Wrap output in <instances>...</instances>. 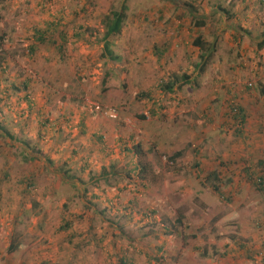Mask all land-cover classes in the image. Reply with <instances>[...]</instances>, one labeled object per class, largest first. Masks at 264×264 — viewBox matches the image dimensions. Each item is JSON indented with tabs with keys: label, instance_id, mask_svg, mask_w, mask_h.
<instances>
[{
	"label": "rangeland",
	"instance_id": "374dc122",
	"mask_svg": "<svg viewBox=\"0 0 264 264\" xmlns=\"http://www.w3.org/2000/svg\"><path fill=\"white\" fill-rule=\"evenodd\" d=\"M254 2L0 0V264H264L252 220L264 214V0ZM122 9L108 40L120 60L106 63L107 17ZM50 22L70 38L85 30L67 60L56 33V48L29 51ZM172 73L192 82L166 98ZM232 106L250 116L241 135Z\"/></svg>",
	"mask_w": 264,
	"mask_h": 264
},
{
	"label": "trees",
	"instance_id": "16d2710c",
	"mask_svg": "<svg viewBox=\"0 0 264 264\" xmlns=\"http://www.w3.org/2000/svg\"><path fill=\"white\" fill-rule=\"evenodd\" d=\"M123 9L121 11H113L111 13V16L109 15L107 17V20L109 21L111 19V21L106 23V30L107 31L105 32V36L102 39V41L105 43V46L103 47V53H102L103 56L102 57L106 63L108 61L117 62L118 60H120V57L115 55V52L113 50V48L115 47L114 44L108 42V40L112 36H116L117 34L120 35V33H121V29H122L123 22L125 19ZM224 11H226V10H224ZM107 20H105V21H107ZM195 26L198 29H201V31H202L203 29H206V27L208 25L205 21H197V22H195ZM60 27H61L60 23L50 22L47 24V26L44 30L35 29L36 42L34 44H30L29 51L34 53L36 50H39L42 47H49L50 45H53L56 48L58 42H51L52 33L53 34L56 33L57 37L61 40V42H60L61 44H59L57 46L56 50L58 53H60L61 58H64L65 60H67L68 59L67 51L69 49V43H71V42H74V43L83 42L81 38L84 36L85 30H83L82 28H78L77 29L78 31H76L75 34L70 38V36L68 35L69 34L68 32H61L59 30ZM82 31H84V32H82ZM204 39L205 38H203V36L199 35L194 42V45L196 47H198L200 50H202V52H203L201 55L203 62L201 64L197 65V66H199L198 69L201 72H204V70H205V68L208 65L209 60H210V55L207 56L208 53L205 54V51H204L205 45H207L206 41ZM3 41H4V37L0 36V49H1V46L3 44ZM84 41L89 42V39L88 40L84 39ZM168 46H169V43H167L166 46H164V50L159 48V47L156 48V51H154V55L157 58V62L162 59L163 54H165V52L168 50ZM258 48L260 49V51L264 50V41L258 44ZM146 62H148V59H146ZM182 77L183 76L179 75V73H172L167 78L169 81H162L160 89H163L164 96L166 98H167V96L170 97L173 94H176L177 91L181 90L184 86L190 85V83L192 82V79H191L192 77H190L188 75H184L183 79H182ZM27 86H28V83L25 84V87H27ZM141 97H143L147 100H151L153 103H156V100H152L153 96L151 93H149L147 96L142 95ZM157 109L163 110V109H165V107L159 106V107H157ZM232 111L235 114V116L232 117V120L237 125V127L234 129V134L235 135L236 134L241 135L244 132L245 125H246L247 121L249 120L250 116H247V113L245 114V111L243 109L234 108V106H232ZM149 114H152L153 117H156L155 116V115H157L156 109L149 112ZM116 117L117 116L112 117V118H116ZM143 117H145V116H143ZM162 118H164V117L162 116ZM164 119H162V121H164ZM104 135H105L104 130L99 129V130H97L96 133L93 134L92 139H94V142L96 144L103 146L102 144L105 143V136ZM139 148H140L139 146H136V147L133 146L132 148L126 147L125 149L127 150L128 153H131L132 157H134L133 154L138 153V151H140ZM31 159L33 161L35 158L30 157L29 160H31ZM131 160L133 162V158ZM127 165H129L128 167L130 168V170H129L130 175H133V173L140 171L139 164L136 165L134 163L133 164L130 163ZM257 165L261 168H264V159L258 161ZM87 167H88V169L90 168L89 169L90 171L92 170L91 167H89V166H87ZM83 170H85V168ZM116 173L117 172L114 171L113 174H111V175H115ZM66 174H67V172H66ZM105 175H106L105 173L101 174L99 176V178L104 179ZM70 178L74 179L75 174L70 176ZM213 189L217 193H219V195L222 196V192L220 191L221 188L218 185H213ZM255 189L258 190V192H260L262 195H264V169H262V171L260 170L257 173ZM252 220H253V224L256 226V228H258V229L261 228L264 230V214L263 215L257 214L254 216V218ZM70 227H71L70 222L65 220L61 229L63 231H65V230L70 229ZM235 242H236V246L239 247L241 250L246 251L248 254L251 252V249L248 247V244H246L244 242V238H240L238 236L237 238H235ZM12 250H15L13 245L10 247V251H12Z\"/></svg>",
	"mask_w": 264,
	"mask_h": 264
},
{
	"label": "crops",
	"instance_id": "0c3cea01",
	"mask_svg": "<svg viewBox=\"0 0 264 264\" xmlns=\"http://www.w3.org/2000/svg\"><path fill=\"white\" fill-rule=\"evenodd\" d=\"M258 2L262 4L263 0H259V1L256 0V2H254V3L252 4V5H253V8H258V6H257V3H258ZM236 22L238 23V21H236ZM240 35H243V34L236 35L235 37H236L237 39H239V38H240ZM243 37H244V36H242L241 38H243ZM241 38H240V39H241ZM237 39H236V40H237ZM238 41H239V40H238Z\"/></svg>",
	"mask_w": 264,
	"mask_h": 264
},
{
	"label": "built area",
	"instance_id": "2783aa9c",
	"mask_svg": "<svg viewBox=\"0 0 264 264\" xmlns=\"http://www.w3.org/2000/svg\"><path fill=\"white\" fill-rule=\"evenodd\" d=\"M95 109H96L97 111H101V106L96 105ZM111 112H112V113H111V117H113V116H117V114H116V112H115L114 110H112Z\"/></svg>",
	"mask_w": 264,
	"mask_h": 264
}]
</instances>
